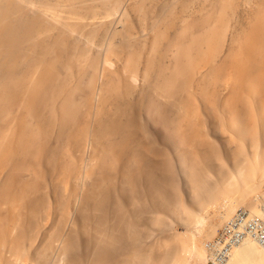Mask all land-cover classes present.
<instances>
[{
  "label": "bare ground",
  "instance_id": "1",
  "mask_svg": "<svg viewBox=\"0 0 264 264\" xmlns=\"http://www.w3.org/2000/svg\"><path fill=\"white\" fill-rule=\"evenodd\" d=\"M152 1L0 0V264H205L264 221V0Z\"/></svg>",
  "mask_w": 264,
  "mask_h": 264
},
{
  "label": "built area",
  "instance_id": "2",
  "mask_svg": "<svg viewBox=\"0 0 264 264\" xmlns=\"http://www.w3.org/2000/svg\"><path fill=\"white\" fill-rule=\"evenodd\" d=\"M254 239L264 249V221L240 208L215 237L206 242V264H226L230 253L247 239Z\"/></svg>",
  "mask_w": 264,
  "mask_h": 264
},
{
  "label": "rangeland",
  "instance_id": "3",
  "mask_svg": "<svg viewBox=\"0 0 264 264\" xmlns=\"http://www.w3.org/2000/svg\"><path fill=\"white\" fill-rule=\"evenodd\" d=\"M147 1H148V2H147ZM150 1H151V0H146L147 3H149ZM162 1H163V0H161V1H160V0H154V1H152V2H155V3H153V4H158V5H160V3H161ZM210 1H211V0H209V1H208V0H195L194 3H192L194 6H192V4L189 6L190 11H191V9L193 10V8H194V10H195V9H198V6H199V8H200V7H202V5H203V6H204V5H207V3H209ZM233 1H236V0H233ZM237 1H239V0H237ZM204 2H205V4H203ZM201 3H202V4H201ZM135 12H136V11H134V13H135ZM131 13H132V15H131ZM131 13H128L129 15L127 14V16H131V18L134 17L133 20H134V22L137 23V19H138V18H136V17H138L137 13H138L139 15H140V13H139L138 11H137L136 15H134L133 12H131ZM138 22H139V21H138ZM255 197H256V196H255ZM220 202H221L220 205L224 208V206H226L227 204H229V203H228V202H229V199H227V198H226V199H225V198L222 199V198H221ZM215 205H216V204H215ZM215 205H214V204H213V206L210 205L211 208L209 207L210 210H209L208 212H205V211H207V210L204 211V212H205L204 215L206 214V215L204 216V217H205V219H204L205 222L208 221L209 218L212 217V216H211V215L213 214L212 211L215 212V210L218 208V206H215ZM240 208H242V207H240ZM240 208H237L236 211H234L235 214H236V212L238 211V209H240ZM243 208H244V207H243ZM244 209H246V208H244ZM211 210H212V211H211ZM210 211H211L212 214L210 213ZM208 213H209V214H208ZM216 213H217V212H216ZM214 214H215V213H214ZM235 214H233V216H234ZM215 216H217V215H214V216L211 218L212 220H214V222H216V221H215L216 218L218 219V217H215ZM213 218H214V219H213ZM211 219H210V220H211ZM211 222H213V221H211ZM201 225H202V223H201V224H198L197 226H196V225L193 226V227H192V230L195 231V232L197 233L200 229H202V226H203V225H202V226H201ZM200 226H201V228H200ZM221 227H222V226H221ZM221 227H220V228H221ZM195 229H196V230H195ZM197 229H198V230H197ZM176 230H177V231L180 230L179 232H181V231L183 232V231H184V229L181 228V227L178 226V225H176ZM218 231H219V228H218V230H217L216 232L218 233ZM215 235H216V234H215ZM207 241H208V240H207ZM207 241H206V242H207ZM206 242H205V243H206ZM260 249H261V248H260ZM206 254H207V253H206ZM206 256H207V255H206ZM207 260H208V259H207ZM206 262H207V261H206ZM206 262H205V264H206Z\"/></svg>",
  "mask_w": 264,
  "mask_h": 264
}]
</instances>
